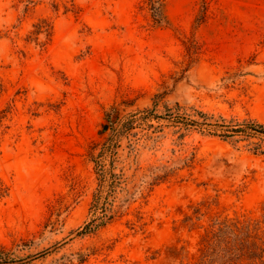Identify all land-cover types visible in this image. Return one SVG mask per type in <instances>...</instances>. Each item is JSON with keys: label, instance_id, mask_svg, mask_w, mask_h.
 I'll return each mask as SVG.
<instances>
[{"label": "rangeland", "instance_id": "obj_1", "mask_svg": "<svg viewBox=\"0 0 264 264\" xmlns=\"http://www.w3.org/2000/svg\"><path fill=\"white\" fill-rule=\"evenodd\" d=\"M162 1L0 0L7 264H264V0Z\"/></svg>", "mask_w": 264, "mask_h": 264}, {"label": "trees", "instance_id": "obj_2", "mask_svg": "<svg viewBox=\"0 0 264 264\" xmlns=\"http://www.w3.org/2000/svg\"><path fill=\"white\" fill-rule=\"evenodd\" d=\"M149 5L152 11V16L157 24H161L165 22V14H164V4L162 0H148ZM262 136V140L260 143H252L254 145V151L259 154H264V124H259L256 122H247L240 127H232L230 130H227L224 135H220L221 138L225 140L232 139L236 136H244L246 138H251L252 136ZM98 202L95 201L94 203V210L96 211ZM108 217L107 213L103 212V215L101 217H97V219L92 220V222L85 225V227L82 229L81 234H86L92 232L94 229L99 227L100 225L104 224L106 218ZM95 222H99L96 224ZM248 238L249 236L246 235ZM245 250L248 251V254L245 252ZM239 254L237 255V260L243 259L247 257L250 260H255L262 258V255L264 254V248L260 247L259 245L255 243H250L247 241V239H244L241 243V248L238 250ZM4 256H0V264H7L9 261ZM233 262V260L229 259L228 261Z\"/></svg>", "mask_w": 264, "mask_h": 264}]
</instances>
